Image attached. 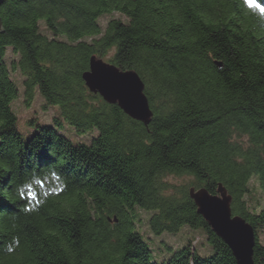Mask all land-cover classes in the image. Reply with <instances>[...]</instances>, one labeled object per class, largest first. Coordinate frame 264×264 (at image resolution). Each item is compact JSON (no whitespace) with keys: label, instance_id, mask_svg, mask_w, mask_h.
<instances>
[{"label":"trees","instance_id":"obj_1","mask_svg":"<svg viewBox=\"0 0 264 264\" xmlns=\"http://www.w3.org/2000/svg\"><path fill=\"white\" fill-rule=\"evenodd\" d=\"M113 12L125 19L103 26ZM0 14V264H238L189 192L220 183L264 264V12L247 0H6ZM93 55L140 74L148 125L89 90ZM17 69L28 104L38 88L79 131L97 128L92 141L42 124L26 139ZM139 207L156 210L157 234L203 228L214 253L191 241L152 260Z\"/></svg>","mask_w":264,"mask_h":264},{"label":"water","instance_id":"obj_2","mask_svg":"<svg viewBox=\"0 0 264 264\" xmlns=\"http://www.w3.org/2000/svg\"><path fill=\"white\" fill-rule=\"evenodd\" d=\"M5 2L6 0H0V10ZM3 27L4 22L0 14V31ZM83 79L90 91L100 93L105 101L118 104L129 116L143 121L146 125L151 122L154 111L145 91V81L137 71L124 70L103 58L92 56L90 68L83 73ZM189 192L198 212L231 247L237 263L255 264V229L246 218L233 212V197L226 187L220 183L216 194L205 187L194 186ZM115 220L117 221V218Z\"/></svg>","mask_w":264,"mask_h":264},{"label":"rangeland","instance_id":"obj_3","mask_svg":"<svg viewBox=\"0 0 264 264\" xmlns=\"http://www.w3.org/2000/svg\"><path fill=\"white\" fill-rule=\"evenodd\" d=\"M112 17H121L125 19V17L119 12H113L102 16L100 18V23L104 26ZM42 26H44L43 23ZM14 54L15 53L13 52L12 47H9L7 50V58L9 59L14 57ZM18 57L19 56H17V58ZM12 76L19 86V95L13 101L12 106L18 116L17 127L26 139L29 138L37 129V124L53 126L57 131L66 135L74 143L89 144L92 141L93 136L98 134L97 128L79 131L75 126L69 124L62 117L60 105L49 103L40 93L38 88H36L34 99L30 104H28L26 102L23 84L25 76L21 73L20 69L13 71ZM56 118L59 119L57 120ZM173 179L178 183L183 182L182 179L177 177H173ZM259 197L261 199L263 198L260 194ZM262 202L264 203V200H262ZM137 209L140 217V220L136 224L137 229L143 234L144 239L152 249V260L162 262L170 258L174 251L188 245L191 241L202 255H210L214 253V249L210 245L207 239L206 231L203 228H193L189 225H183L179 231H164L161 234H157L153 232L150 227V217L154 214V212H156V210H148L140 207ZM258 234L261 241L264 243V230L259 231Z\"/></svg>","mask_w":264,"mask_h":264},{"label":"snow or ice","instance_id":"obj_4","mask_svg":"<svg viewBox=\"0 0 264 264\" xmlns=\"http://www.w3.org/2000/svg\"><path fill=\"white\" fill-rule=\"evenodd\" d=\"M251 7L259 8L261 12H264V8H261L259 4L255 3V0H247Z\"/></svg>","mask_w":264,"mask_h":264},{"label":"bare ground","instance_id":"obj_5","mask_svg":"<svg viewBox=\"0 0 264 264\" xmlns=\"http://www.w3.org/2000/svg\"><path fill=\"white\" fill-rule=\"evenodd\" d=\"M85 84H86V81H85ZM87 86V85H86ZM89 88V87H88ZM90 90V88H89ZM94 93V92H93ZM94 94H97V95H100L101 97H103L100 93H94ZM126 113V112H125Z\"/></svg>","mask_w":264,"mask_h":264}]
</instances>
